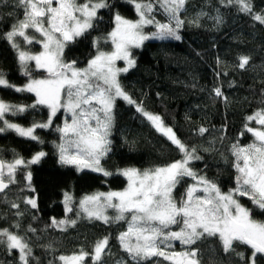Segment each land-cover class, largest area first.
<instances>
[{"label": "snow or ice", "instance_id": "obj_1", "mask_svg": "<svg viewBox=\"0 0 264 264\" xmlns=\"http://www.w3.org/2000/svg\"><path fill=\"white\" fill-rule=\"evenodd\" d=\"M219 2L224 7H235L264 26V12L257 13L252 0ZM124 3L132 7L136 19L114 12L112 30L105 37L92 41L96 54L83 68L77 66L76 60L65 59V49L87 37L102 20L101 10L116 7L111 0H16L23 18L3 36L17 54L21 74L28 79L23 86H16L0 72V88L33 93L35 102L21 105L0 99V133L13 131L20 137L43 144L36 130L53 127L58 114H62L65 116L63 123L55 128L60 140L56 144L59 165L73 168L77 173L88 170L104 177L118 175L127 182L120 191L96 192L79 201L64 192L65 218H51L49 227L67 231L68 227H75L80 218L106 225H125L116 241L126 257L116 264H202L198 245L209 238L215 239L219 250L225 256L235 257L238 264H264V219L256 218L264 215V107L246 117L239 134L240 137L251 134L252 142L242 145L237 140L231 145L235 186L223 191L215 180L193 168L194 161L203 159L198 150L186 145L164 124L161 116L146 111L133 100L119 79L121 74L136 66L134 48H141L150 40H182L180 32L186 23L183 17L188 0H124ZM157 11L163 12L165 22L156 18ZM216 11L213 19L219 25L223 17L218 8ZM207 15L201 11L190 23L199 27V19ZM149 27L154 30L146 31ZM101 41L110 43L112 50H102ZM33 44L40 45L41 50L33 53L22 46ZM117 61H124L125 66L118 67ZM250 62V56L241 55L237 67L246 69ZM34 71L46 75L35 78ZM213 92L216 97L227 100L220 87ZM118 99L135 106L136 111L176 147L181 158L151 169L125 167L115 172L105 169L101 161L112 151L111 136ZM37 106L48 109L46 122L22 126L6 119L8 114L23 115ZM253 123L259 127L252 126ZM207 131L204 127L197 130L201 136ZM47 155L38 150L27 159L18 154L12 160L0 159V196L5 202H8V190L18 183L16 177L21 172L25 180L21 191L35 193L30 169ZM186 179L193 183L177 198L175 193ZM241 198H247L252 207L245 206ZM22 202L31 209H38L35 195L24 197ZM8 203L17 219L9 227H0V250L15 257V264H41L28 238V233L34 234L36 229L29 225L21 235L20 218L24 212L20 211V203ZM110 239L104 236L95 242L91 251L80 248L69 255L60 254L48 264L55 261L59 264H105V257L111 254ZM177 243L180 251L176 250ZM241 246L249 249L250 255L238 251Z\"/></svg>", "mask_w": 264, "mask_h": 264}, {"label": "trees", "instance_id": "obj_2", "mask_svg": "<svg viewBox=\"0 0 264 264\" xmlns=\"http://www.w3.org/2000/svg\"><path fill=\"white\" fill-rule=\"evenodd\" d=\"M111 3L116 7L100 11L102 20L86 38H80L65 49V59L76 60L78 67L84 66L96 53L92 41L112 30L114 12L136 19L134 10L124 0H111ZM252 3L257 13L264 12V0H252ZM217 8L223 17V23L219 25L213 19ZM201 11L208 15L199 19V27L194 26L190 21ZM22 18V9L16 7V0H0V72L14 85H24L28 78L21 74L17 54L3 36ZM156 18L166 21L162 11H157ZM183 18L186 23L180 32L182 40H150L141 48H134L136 66L121 74L120 83L133 100L146 111L161 116L164 124L171 127L186 145L198 150L203 159L194 161L193 168L227 191L235 186L231 145L237 140L242 145L252 142L251 134L245 133L243 137L239 134L243 131L246 117L264 107V26L238 12L235 7H224L219 0H188ZM22 46L30 50L39 49L36 44ZM105 47L109 48V45ZM241 55L251 57L246 69L237 67ZM41 74L42 71L33 72L35 77ZM216 87L221 88L226 101L215 96L213 89ZM0 99L10 104L31 105L35 102V95L0 88ZM115 112L112 151L101 161L105 169L112 172L125 167L151 169L181 158L176 147L138 113L135 106L118 99ZM60 117L56 118L53 127L36 130L43 144L20 137L13 131L0 133L1 159L12 160L17 154L30 158L38 150L48 153L30 169L35 193L21 191L25 185L21 172L16 177L18 183L7 192V201L20 203V211L24 212L20 218L21 235L29 225L36 229L34 234L28 233V238L33 254L41 264H48L54 257L72 254L80 248L91 251L95 242L104 236L111 237V254L105 257V264H116L117 260L126 257L116 241L125 225H106L101 221L90 222L80 218L76 226L68 227L67 231L49 227L51 218H65L64 192L79 201L95 192L122 189L127 183L122 176L104 177L88 170L77 173L73 168L60 166L56 148L60 140L59 133L55 131ZM6 118L30 126L33 122H46L48 109L37 106L23 115L8 114ZM252 126L258 127L255 123ZM200 127L208 129L203 136L197 132ZM191 182V179L182 182L175 193L177 198ZM33 195L37 198L38 209H31L22 202L24 197ZM8 202L0 196V227H9L17 219ZM241 202L252 207L247 198H241ZM68 215L75 218L71 213ZM256 218L264 219V215ZM198 246L202 264H238L235 257L225 256L219 250L213 238ZM237 250L250 255V250L244 246ZM0 262L15 264V257L0 250ZM54 264H59V261Z\"/></svg>", "mask_w": 264, "mask_h": 264}, {"label": "rangeland", "instance_id": "obj_3", "mask_svg": "<svg viewBox=\"0 0 264 264\" xmlns=\"http://www.w3.org/2000/svg\"><path fill=\"white\" fill-rule=\"evenodd\" d=\"M80 2H83V0H80ZM146 31H152L153 29H150V28H147V29H145ZM107 35V34H106ZM106 35H104L103 37H105ZM38 47H39V49H37V50H31L33 53H35V52H39L40 50H41V46L40 45H38V44H36ZM106 45H109V48H106L105 46ZM28 46H30V45H28ZM101 48H102V50H104V51H111L112 50V46H111V44L110 43H103V41H101ZM96 54V53H95ZM94 54V55H95ZM91 59V58H90ZM88 62V61H87ZM87 66V63L84 65V66H81V68H83V67H86ZM117 66L118 67H124L125 66V63H124V61H117ZM46 75V73H43V74H41V75H38V76H34L35 78H42L43 76H45ZM120 78V77H119ZM16 86H23V85H16ZM149 112V111H148ZM150 113H152V112H150ZM154 114V113H153ZM58 116H61L60 117V122H59V126L60 125H62V123H63V120H64V118H65V116L64 115H62V114H58ZM57 116V117H58ZM7 119V118H6ZM12 122V121H11ZM56 122V119L54 120V122L53 123H55ZM15 123V122H14ZM58 124V123H57ZM23 126V125H22ZM256 127V126H255ZM259 127V126H258ZM60 143V142H59ZM27 159V158H26ZM191 183H193V181L191 182ZM190 183V184H191ZM123 189V188H122ZM122 189H117V190H111V191H120V190H122ZM100 192H102V191H100ZM105 192H108V191H105ZM96 193V192H95ZM183 193V192H182ZM181 193V194H182ZM93 194V193H92ZM89 195H91V194H89ZM176 195V194H175ZM176 250L177 251H180L181 250V246L179 245V243H177L176 244Z\"/></svg>", "mask_w": 264, "mask_h": 264}, {"label": "water", "instance_id": "obj_4", "mask_svg": "<svg viewBox=\"0 0 264 264\" xmlns=\"http://www.w3.org/2000/svg\"><path fill=\"white\" fill-rule=\"evenodd\" d=\"M1 159V158H0Z\"/></svg>", "mask_w": 264, "mask_h": 264}]
</instances>
